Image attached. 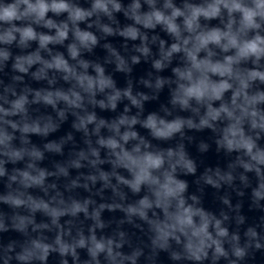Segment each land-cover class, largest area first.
Here are the masks:
<instances>
[{
    "label": "clouds",
    "instance_id": "9594fccd",
    "mask_svg": "<svg viewBox=\"0 0 264 264\" xmlns=\"http://www.w3.org/2000/svg\"><path fill=\"white\" fill-rule=\"evenodd\" d=\"M23 6V8H22ZM221 6L225 9H227L229 16H231L234 12H240L242 13V20H241V31L245 29H255L259 28V24L256 22V17L264 18V0H254V7H247L244 4L238 2V0H231V2H228V0H214L213 3H210L207 5V7H200V6H189L191 8V15L190 17H187L185 19V25L188 31H194V22L198 21L201 16H203L205 19H214L221 14ZM134 7L139 8V4L134 5ZM165 7L172 8V14L171 18L165 17L163 13L160 11H154L152 15L148 18L149 21H151L152 17L155 18V21L157 23H165L168 26V31L179 36V30L178 27L172 23V20L175 17L182 16L183 12L179 8H175L170 2L165 4ZM113 8L115 10L120 9L119 4H113ZM94 9H99L104 12L108 11L107 5L102 3L101 0H96V3L94 4ZM52 10L53 12H61V11H68L69 6L66 3L63 2H53L52 4L45 3L44 0H36L35 3L32 2V0H14V2L10 5H0V21L11 23L16 20H22L27 18L28 16L35 14L37 19H43L44 15L49 11ZM71 18L73 21L77 20H83L85 15H88V13L83 12L80 9H75L73 12L70 13ZM47 26H54L51 21L46 22ZM148 26H154L149 24L145 25ZM227 30L222 31L219 28H214L211 32L207 34H198L196 36V40L198 41L197 51H199L200 48L207 47L208 44H215L217 46H220L222 50L228 51L229 48L236 49V55L233 56H227L225 57L226 64L223 66L222 70L217 67L213 68L212 71L215 73L218 72L220 76H224L225 74L231 73V64L234 61H238L241 58H248L250 56H255L257 60L264 55V37H261L260 35H255L250 40H244L239 41L237 38V35L232 32V22L230 21L228 25H226ZM16 31L21 32V40L26 41L28 39H36V33L31 27H26L24 29H16ZM106 32H110V29H105ZM77 38L81 40V43L85 44L87 46V43L90 42L92 44L96 43L95 37L91 36L90 33H80L77 31L76 33ZM7 39H12L14 37L9 34ZM67 38V31L66 26L65 30H59L57 32L56 37L52 36H41L40 37V46L46 47L48 43L53 42H62L64 39ZM222 41H226V43H222ZM187 43V40L185 41ZM74 47V46H73ZM71 50V49H70ZM181 50V47L179 44H172L171 49L167 53L168 56H171L173 52H179ZM146 51V50H145ZM72 55L75 56L76 52L72 51ZM195 59V57H193ZM162 65L159 61L156 62L155 67L160 68ZM48 67H56L57 69H63L64 71H70V69L67 66V63L63 61L60 58H56L54 60V63L48 64ZM199 67V65H197ZM24 71V69H21ZM252 78H259L261 81H264V73L260 72H252L251 73ZM104 86V82H101V87ZM230 87V85L225 81L220 84L218 88L213 87L211 90L207 86H195V87H189L187 89L186 95L189 97H195L197 100H200L204 96L208 95L209 98H216L218 99L220 97V93L224 90H227ZM89 88H91V84H89ZM73 95L76 96V101L80 99L79 95L76 93H73ZM119 95V94H117ZM125 95H130L129 93H125ZM57 96L68 101L71 104H75L76 101L69 100L67 95H64L62 93H57ZM113 101L116 99V97L112 98ZM45 101L47 103H52L53 101L50 98V95L48 97H45ZM133 103H137L135 99H133ZM182 104L187 105V100H183ZM18 106V104H17ZM112 107H115V104H112ZM223 111H227V109H222ZM7 115L8 113L5 112ZM218 115V113H217ZM231 115V113H229ZM253 115H256V113H253ZM89 121H91L93 118L89 117ZM124 121L122 120L121 123ZM132 123H135L133 120ZM202 124H206V121H201ZM159 124L163 127L157 126V119L155 116H149L148 121L146 122L145 126L152 129L153 135L157 137H169L175 132L181 131L184 121L177 119L176 121H173L171 123H165L164 120H160ZM189 126L191 125V122H189ZM255 123H253V127H255ZM34 131H38L39 129H33ZM129 134H125L124 139L127 140ZM130 135L135 136V133H131ZM101 143H105L104 141H101ZM109 147L115 148L116 142L114 140H109L106 142ZM229 145L231 146V141L229 142ZM245 147L249 152L252 150V144L246 143ZM254 159L256 157H253ZM260 162H264V157L261 158ZM162 163V160L159 158H156L152 161L153 166L159 167ZM189 171H194V168H189ZM0 174H3L2 171H0ZM41 176H43V173H41ZM143 176H137L136 181L134 183L130 184V187L133 189V191H139V185L141 180L143 179ZM181 187H184V185H181ZM171 191V190H169ZM15 203H19V201H16ZM141 204L145 207H148L146 201H141ZM75 210L79 211L80 206L77 204L75 206ZM143 215V213H141ZM96 248L98 250L103 249V245L97 244ZM219 251V249H218ZM95 255V253H93ZM237 255H240L239 252H237Z\"/></svg>",
    "mask_w": 264,
    "mask_h": 264
}]
</instances>
